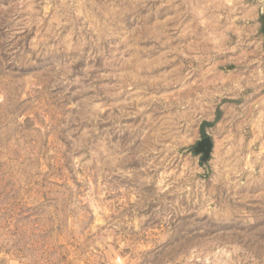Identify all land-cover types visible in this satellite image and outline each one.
<instances>
[{
    "label": "rangeland",
    "instance_id": "1",
    "mask_svg": "<svg viewBox=\"0 0 264 264\" xmlns=\"http://www.w3.org/2000/svg\"><path fill=\"white\" fill-rule=\"evenodd\" d=\"M262 15L0 0V264H264Z\"/></svg>",
    "mask_w": 264,
    "mask_h": 264
},
{
    "label": "water",
    "instance_id": "2",
    "mask_svg": "<svg viewBox=\"0 0 264 264\" xmlns=\"http://www.w3.org/2000/svg\"><path fill=\"white\" fill-rule=\"evenodd\" d=\"M212 148L213 140L211 136H206L198 142V144L194 147V150L196 152L203 153V160L206 161L211 155Z\"/></svg>",
    "mask_w": 264,
    "mask_h": 264
},
{
    "label": "trees",
    "instance_id": "3",
    "mask_svg": "<svg viewBox=\"0 0 264 264\" xmlns=\"http://www.w3.org/2000/svg\"><path fill=\"white\" fill-rule=\"evenodd\" d=\"M260 32L264 35V15L261 16V28H260ZM219 118H220V114L217 116L216 121H218ZM216 121H214V122H203L202 129H201L202 130V133L205 135L206 134V131H205L206 126H211Z\"/></svg>",
    "mask_w": 264,
    "mask_h": 264
}]
</instances>
